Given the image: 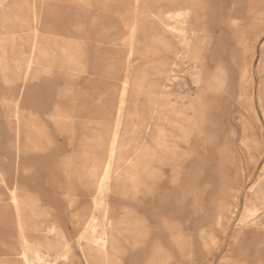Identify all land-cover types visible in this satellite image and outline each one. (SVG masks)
<instances>
[{"label": "rangeland", "instance_id": "374dc122", "mask_svg": "<svg viewBox=\"0 0 264 264\" xmlns=\"http://www.w3.org/2000/svg\"><path fill=\"white\" fill-rule=\"evenodd\" d=\"M0 264H264V0H0Z\"/></svg>", "mask_w": 264, "mask_h": 264}, {"label": "bare ground", "instance_id": "6f19581e", "mask_svg": "<svg viewBox=\"0 0 264 264\" xmlns=\"http://www.w3.org/2000/svg\"><path fill=\"white\" fill-rule=\"evenodd\" d=\"M86 4H88V3H86ZM78 19H80V18H78ZM82 20V19H81ZM81 22H83V21H81ZM81 26V25H80ZM240 107H241V105H240ZM240 109V108H239ZM235 191V190H234ZM12 196V195H11ZM11 203H12V207L14 208V209H16V201H15V197H14V195L12 196V199H11ZM95 205V204H94ZM14 214V213H13ZM17 214V213H16ZM14 216H16L15 214H14ZM17 219V218H16ZM18 220V219H17ZM15 222H16V220H15ZM16 225V224H15ZM19 227V226H18Z\"/></svg>", "mask_w": 264, "mask_h": 264}]
</instances>
